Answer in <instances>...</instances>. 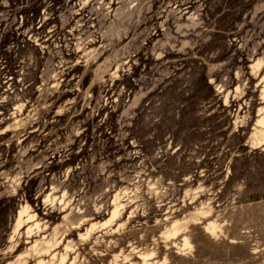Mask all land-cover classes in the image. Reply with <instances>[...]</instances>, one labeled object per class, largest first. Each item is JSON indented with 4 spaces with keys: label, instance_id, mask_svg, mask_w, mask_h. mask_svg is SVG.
<instances>
[{
    "label": "rangeland",
    "instance_id": "1",
    "mask_svg": "<svg viewBox=\"0 0 264 264\" xmlns=\"http://www.w3.org/2000/svg\"><path fill=\"white\" fill-rule=\"evenodd\" d=\"M263 119L264 0H0V264H264Z\"/></svg>",
    "mask_w": 264,
    "mask_h": 264
},
{
    "label": "bare ground",
    "instance_id": "2",
    "mask_svg": "<svg viewBox=\"0 0 264 264\" xmlns=\"http://www.w3.org/2000/svg\"><path fill=\"white\" fill-rule=\"evenodd\" d=\"M215 228L216 227H208V230H210V232L212 233V234H214L216 231H215ZM188 244V243H187Z\"/></svg>",
    "mask_w": 264,
    "mask_h": 264
},
{
    "label": "crops",
    "instance_id": "3",
    "mask_svg": "<svg viewBox=\"0 0 264 264\" xmlns=\"http://www.w3.org/2000/svg\"><path fill=\"white\" fill-rule=\"evenodd\" d=\"M264 120V119H263ZM193 222H192V220H189L188 222H187V224L186 225H189V224H192ZM187 247L188 246V244H187V242L186 243H184V247Z\"/></svg>",
    "mask_w": 264,
    "mask_h": 264
}]
</instances>
